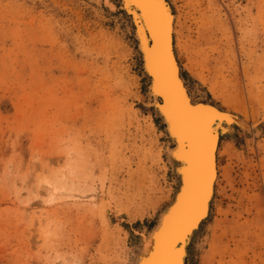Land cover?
Here are the masks:
<instances>
[{
	"label": "rangeland",
	"instance_id": "rangeland-1",
	"mask_svg": "<svg viewBox=\"0 0 264 264\" xmlns=\"http://www.w3.org/2000/svg\"><path fill=\"white\" fill-rule=\"evenodd\" d=\"M100 1L0 0V264H133L177 189L129 20ZM168 2L192 99L258 123L220 141L186 262L264 264V0Z\"/></svg>",
	"mask_w": 264,
	"mask_h": 264
},
{
	"label": "bare ground",
	"instance_id": "bare-ground-1",
	"mask_svg": "<svg viewBox=\"0 0 264 264\" xmlns=\"http://www.w3.org/2000/svg\"><path fill=\"white\" fill-rule=\"evenodd\" d=\"M117 1L103 0L102 4L110 13L119 11L129 20L141 70L148 80L149 106L160 118L164 135L171 142L167 155L178 182L168 207L141 241L133 264H187L194 235L210 214L219 179L216 158L220 141L232 139L238 132L247 134L257 129L258 123L243 120L211 102L192 99L176 57L175 14L168 0ZM45 183L53 192L64 191L68 195L63 193L65 197H76L72 187L66 190ZM54 200L52 194L47 202Z\"/></svg>",
	"mask_w": 264,
	"mask_h": 264
},
{
	"label": "water",
	"instance_id": "water-1",
	"mask_svg": "<svg viewBox=\"0 0 264 264\" xmlns=\"http://www.w3.org/2000/svg\"><path fill=\"white\" fill-rule=\"evenodd\" d=\"M146 34H147V36H149V34H148V32L146 31ZM152 44V40H150L149 42H148V45L150 46ZM177 246H179L180 245V243L178 242L177 244H176Z\"/></svg>",
	"mask_w": 264,
	"mask_h": 264
}]
</instances>
